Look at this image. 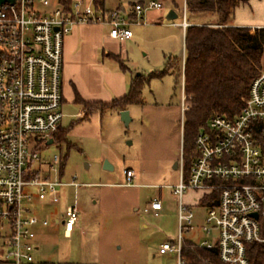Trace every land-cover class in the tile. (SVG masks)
Instances as JSON below:
<instances>
[{
  "label": "built area",
  "instance_id": "1",
  "mask_svg": "<svg viewBox=\"0 0 264 264\" xmlns=\"http://www.w3.org/2000/svg\"><path fill=\"white\" fill-rule=\"evenodd\" d=\"M97 0H15L0 5V240L4 264H38L35 259L36 228L49 221L34 213L35 200L57 202L59 188L79 186L73 177L65 182L51 178L60 163L42 157L62 127L63 51L65 37L77 25L102 24L113 38L133 36L131 23H139L144 11L162 9V1L135 4L133 15L118 8L96 6ZM188 1L182 0L181 26L186 29ZM184 113V98L182 102ZM197 154L188 176L183 156L178 183L170 185L178 203L179 234L161 244L159 252L182 256L184 233L192 230L195 213L185 203L188 190L205 195L218 191L214 205L207 207L203 231L216 234L207 248L218 247L226 264H249L248 246L264 245V58L252 81L244 106L233 117L213 115L195 139ZM125 185H134L135 173L125 170ZM162 203L154 199L144 211L155 215ZM257 213V217L254 214ZM77 204L69 205L62 221L70 235L80 220ZM60 221L57 220V223ZM264 260V256H263Z\"/></svg>",
  "mask_w": 264,
  "mask_h": 264
},
{
  "label": "rangeland",
  "instance_id": "2",
  "mask_svg": "<svg viewBox=\"0 0 264 264\" xmlns=\"http://www.w3.org/2000/svg\"><path fill=\"white\" fill-rule=\"evenodd\" d=\"M107 8L122 4L127 10L140 0H104ZM147 5L152 0H142ZM163 1L164 8L144 11L139 23H131L133 38L121 44L123 64L129 77L144 76V104L128 106L131 121L125 124L117 109L94 110L88 115L76 103L63 105L62 128L66 139L47 145L42 157L49 161L59 155L60 163L51 178L65 182L75 177L79 186H63L54 203L36 200L31 207L46 217L47 227H38L36 261L54 264H177L175 253H160L161 244L175 241L179 234L178 203L170 185L178 183L183 156L184 98L182 69L183 28L170 25L182 21V0ZM133 4V5H134ZM178 17L171 19L170 11ZM192 20L216 24L208 13ZM231 21L253 27L264 24V0L240 3ZM169 70L162 74L168 61ZM112 102V101H111ZM69 145H72L69 147ZM178 161V168L174 163ZM106 162L111 166L105 168ZM135 171L127 186L125 170ZM202 190H188L185 203L195 213L192 230L184 238L196 244L216 234L203 231L207 206L201 204ZM162 203L158 215L145 212L149 202ZM77 204L80 220L67 236L62 221L69 205ZM59 220V224L56 221ZM0 240V260L2 259Z\"/></svg>",
  "mask_w": 264,
  "mask_h": 264
},
{
  "label": "trees",
  "instance_id": "3",
  "mask_svg": "<svg viewBox=\"0 0 264 264\" xmlns=\"http://www.w3.org/2000/svg\"><path fill=\"white\" fill-rule=\"evenodd\" d=\"M68 5L71 0H62ZM248 0H189L188 13L215 15L216 24L190 25L186 28L183 68L175 76L184 79V136L183 161L187 177L197 154L195 139L202 127L216 114L233 117L244 106L252 81L257 77L264 58V27L235 26L230 23L236 7ZM104 8V1L97 0ZM168 61L164 71L172 66ZM144 76L133 78L129 91L120 98L106 103L86 101L76 94L75 102L85 115L94 110H124L132 104H144L142 88ZM67 130L60 128L55 142L66 139ZM72 145H69L71 147ZM60 158V173L64 168ZM218 191L204 195L202 204L214 205ZM249 264H264V245L248 246ZM182 256L185 264H226L219 257L218 247L207 248L191 240H183ZM0 264H4L0 260ZM41 264H54L43 262Z\"/></svg>",
  "mask_w": 264,
  "mask_h": 264
},
{
  "label": "crops",
  "instance_id": "4",
  "mask_svg": "<svg viewBox=\"0 0 264 264\" xmlns=\"http://www.w3.org/2000/svg\"><path fill=\"white\" fill-rule=\"evenodd\" d=\"M138 3L144 4L145 2L142 0L135 2V4ZM133 4L129 10H127V8H125L122 4L118 6V9H120L127 15L132 16L133 7L135 5ZM104 8L109 9L107 8L105 1H104ZM171 11H175V10H171ZM198 17H200V15L196 14L192 18L198 19ZM188 20L191 23V25L194 24L201 25V23H198V21L192 20L190 15H188ZM180 23L181 22L173 21L170 23V25L182 27ZM230 23L235 26H242L232 21H230ZM253 27H264V24H258ZM185 32L186 29L183 28L184 38H185ZM132 38L133 36L126 40H120L118 38L111 37L109 34V27L107 25H102V24L77 25L73 29V31L65 37V41H64V51H63L64 62H63V74H62L63 105L67 103H76L75 102L76 94H78L82 99L86 101H102L106 103H109L114 99L120 98L125 94H127L130 88V84L133 80V77H129L127 69L123 64L124 58L122 56L121 44L130 41ZM183 52H184L183 57L181 59L183 61L182 68L185 59V46ZM183 86H184V79H183ZM128 169H132V168H128ZM134 185L136 184L134 183ZM204 205L207 207L209 206V204H204ZM40 217L46 218L43 216ZM38 227L44 228L47 226H38ZM63 230H64V226H63ZM38 239L39 238L37 233L36 236L37 249L35 253H38L40 249V246L38 245ZM36 262L38 264L43 263L41 261H36Z\"/></svg>",
  "mask_w": 264,
  "mask_h": 264
},
{
  "label": "water",
  "instance_id": "5",
  "mask_svg": "<svg viewBox=\"0 0 264 264\" xmlns=\"http://www.w3.org/2000/svg\"><path fill=\"white\" fill-rule=\"evenodd\" d=\"M15 0H0V5L5 3V2H14ZM170 18L174 19L177 18V14L175 13V11H171L170 12ZM120 115H121V119L124 121V123L127 125L129 124V122L131 121V117H130V112L128 109H124L120 111ZM54 143V139H50L48 141V144H53ZM105 168L106 169H110L111 166L109 165L108 162H106L105 164ZM174 168L177 169L178 168V161H176L174 163ZM255 217H257V213L254 214Z\"/></svg>",
  "mask_w": 264,
  "mask_h": 264
}]
</instances>
